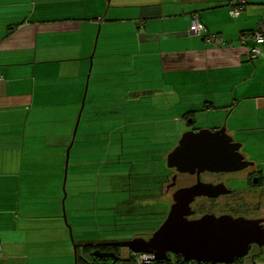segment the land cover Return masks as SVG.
I'll use <instances>...</instances> for the list:
<instances>
[{"label": "crops", "instance_id": "0c3cea01", "mask_svg": "<svg viewBox=\"0 0 264 264\" xmlns=\"http://www.w3.org/2000/svg\"><path fill=\"white\" fill-rule=\"evenodd\" d=\"M231 2L0 0V264H38L35 256L72 264L64 213L72 233L79 230L77 244L98 241L77 215L93 211L84 202L89 196L98 202L103 190V168L100 173L96 169L103 162L104 141L90 140L97 138L87 135L86 125L79 131L86 109L92 112L86 124L98 121L100 103L88 104L86 97L82 109L89 74L110 69L129 80L137 74L155 79L143 91L150 96L165 93L171 83L176 90L184 86L182 102L171 107L185 110L177 122L191 130L181 133L193 131L200 114L214 128L225 117H245L248 113L236 110L248 102L256 104V112L248 114L246 125L231 130L264 123L258 112L264 111V75L256 80L264 72V45L254 59V42L241 41L264 21V0H248L237 16L231 15ZM195 15L206 29L202 34L191 32ZM212 35L222 43L209 42ZM255 84L258 88H250ZM126 172L122 185L132 180ZM92 175H97L92 183L96 192L88 193L85 181ZM152 195L156 199L155 191ZM66 198L72 202L69 209ZM96 224L89 225L92 231Z\"/></svg>", "mask_w": 264, "mask_h": 264}, {"label": "rangeland", "instance_id": "374dc122", "mask_svg": "<svg viewBox=\"0 0 264 264\" xmlns=\"http://www.w3.org/2000/svg\"><path fill=\"white\" fill-rule=\"evenodd\" d=\"M112 11L113 9H110L106 17L111 15ZM104 72L100 76H97V73L94 72L93 75L88 76L89 79L86 78V80L88 79L89 89L88 93H85V96L88 98V104L100 103L96 115L98 121L96 123L92 122L88 126L86 121L91 118L90 113L92 112L86 109L83 115L82 126L79 129L82 132L86 125L88 130L87 135H96L97 138L90 137V140L104 141L105 152L103 153V162L96 169L100 173L101 168H103L100 174L103 190L99 188L101 192L98 194V202H94L95 197L92 198L89 195V198L87 196V202H84V206L86 205V208L91 207L93 211L85 210L77 212V215L83 218L82 221L84 225H87L88 231L96 234V240L112 239L115 240L114 242H119L134 239L133 236H135L137 231L146 230L145 224H156V222L160 221V215L165 216L163 214L168 212V206L163 202L144 203L146 201H139L152 199L154 195L151 196V193L149 195L147 191H143L149 181H151V178L148 179L150 172L161 173L163 171L167 165L166 158L176 148L179 137L181 139L185 133H181V131L191 128L186 123L184 124V122L182 125H179L182 121H179V124L177 122V118H181L185 110L175 111L171 109L176 102H182V94L185 93L184 86L176 90L174 88L175 85L169 80L171 84L167 85L165 93L158 96L144 95L143 91L154 85L157 80L153 79L150 81V79L140 77L138 74L129 80V78L121 75H112L110 69H104ZM261 75L263 76L264 72L259 73L256 80H259L262 77ZM97 77L98 80H96ZM175 81L176 83L178 82L177 79ZM255 87H257L256 84L250 88ZM135 91L136 93H134ZM254 106L256 104L254 105L251 102L242 104L236 110V114L239 113L237 111L240 109L244 110L245 113L249 114L252 112L251 114H254L256 112ZM153 108H156V111ZM258 112L261 116H264V111ZM248 114L242 118H236L234 115L230 119L225 117L222 124L218 127H226L228 130L231 129L232 125L236 127L246 125L247 119L245 118H247ZM200 116L202 117L197 119L199 120L198 127L202 129L216 127L211 124L209 125L205 121L207 118L205 114H200ZM161 117L165 119L161 120L165 123L160 124L159 127L155 126L154 123ZM258 117L259 120L263 119V117ZM87 165H90V163H87ZM123 171L132 174L130 178L133 179L131 180L133 184H121L120 179H122ZM135 174L138 175L136 176ZM95 176L97 175H92V178L90 176L86 177L85 182L88 181L89 185L86 188L88 193L92 191L96 192V189L92 188ZM144 176L146 178H142ZM141 181H147L146 185L141 184ZM68 184H70V180L69 183L67 180L66 187ZM68 190L69 188H66L64 195L67 194L68 196ZM129 199L132 202H124ZM67 200L66 198L65 203L69 209L72 202H68ZM92 215L94 217H91ZM67 221H69L68 216ZM71 222L70 220L69 223H66L64 218V223L69 232L72 264H75V249L69 230ZM93 223H97L94 231L89 227ZM77 233H79V230L75 228L73 237ZM120 251L124 253L125 257L130 254L127 248H120ZM79 253L83 256L82 250ZM33 259L38 264H61L59 260H54L50 256L48 258L35 256Z\"/></svg>", "mask_w": 264, "mask_h": 264}, {"label": "water", "instance_id": "95a60500", "mask_svg": "<svg viewBox=\"0 0 264 264\" xmlns=\"http://www.w3.org/2000/svg\"><path fill=\"white\" fill-rule=\"evenodd\" d=\"M85 98L82 109L85 106ZM80 118L81 116L76 124L67 162L77 135ZM230 141L232 137L226 127L217 131L202 129L199 132H185L176 148L168 155L167 166L190 173L195 170L199 172L236 170L237 168L229 169L236 161L233 159ZM201 189L205 190L203 187L185 190L186 196H195ZM180 196L182 193L177 198L178 202L170 207L163 224L149 239L134 238L119 242L77 244L69 226L75 249V264H78V249L83 246L128 248L135 254L152 255V262L165 261L169 254H174L182 256L185 261L191 263L233 264L236 259L248 254L251 244L264 238V232L261 231L259 224L253 221L226 216L220 218L205 216L198 220H189L187 217L191 215V202H179ZM64 218L67 222L65 213ZM95 255L101 258H117L113 253L95 252Z\"/></svg>", "mask_w": 264, "mask_h": 264}, {"label": "flooded vegetation", "instance_id": "af4514ba", "mask_svg": "<svg viewBox=\"0 0 264 264\" xmlns=\"http://www.w3.org/2000/svg\"><path fill=\"white\" fill-rule=\"evenodd\" d=\"M219 129L221 127L211 128L212 131ZM200 130L198 126L193 129L194 132ZM227 132L232 137L229 144L233 159L236 160L235 164L232 163L229 169H237L233 171L201 172L195 170L190 173L181 172L177 168H169L166 165L160 176L154 181L155 183L144 188L145 191L154 190L157 196L156 199L141 202H163L167 204L168 212L163 214L165 216L160 215V221L156 224H145L146 230L137 231L133 238L149 239L167 218L170 207L178 202L177 198L180 193H182V196L179 197V202H191V215L187 217L189 220H198L205 216H215L217 218L226 216L233 219L257 222L261 231L264 232V123L241 129L238 132L228 129ZM179 141L180 137L176 146ZM131 183L133 184L132 181H130V185ZM140 183L146 185V182L141 181ZM194 187H203L205 190L201 189L195 196L187 197L185 190ZM129 202H132V200H129ZM106 242L111 241L98 240L83 244ZM110 248L115 247H92L94 252H99V254L113 253L117 255L118 253L120 256H124L120 248L117 252L109 250ZM128 251L131 252L129 249ZM97 258L101 259L99 256ZM105 259H113V257ZM188 263L200 264L196 262ZM233 264H264V238H260L257 243L251 244L248 254L236 259Z\"/></svg>", "mask_w": 264, "mask_h": 264}, {"label": "built area", "instance_id": "2783aa9c", "mask_svg": "<svg viewBox=\"0 0 264 264\" xmlns=\"http://www.w3.org/2000/svg\"><path fill=\"white\" fill-rule=\"evenodd\" d=\"M247 3L248 0H232V2L230 3L231 15L237 16L244 9ZM190 29L191 32L196 34H202L204 31H206L205 27L199 22L198 15L194 16ZM249 40H252L255 44L253 47H251L250 57L254 59L258 58L262 53L261 47L264 45V21L260 23L257 30L242 35L241 41L243 43H246ZM208 41L211 43H222V39H219L216 35L210 36ZM152 259V255L137 254V262L139 264H153Z\"/></svg>", "mask_w": 264, "mask_h": 264}, {"label": "trees", "instance_id": "16d2710c", "mask_svg": "<svg viewBox=\"0 0 264 264\" xmlns=\"http://www.w3.org/2000/svg\"><path fill=\"white\" fill-rule=\"evenodd\" d=\"M162 172V171H161ZM160 173H156V172H150L149 174V178L151 181H149L148 185L154 184L155 180L160 176L157 175ZM136 176L138 174H135ZM152 176V177H151ZM142 178H146V176L142 177ZM147 182V181H146ZM145 191V190H143ZM151 190H147V193L150 195ZM156 193V192H155ZM141 202V201H139ZM106 241H115V240H109V239H105ZM89 244V243H86ZM81 250L83 251V256L80 255L79 252H81ZM109 250L112 251H119V248H110ZM117 258H113V259H105V258H101L98 259L97 256L95 255L94 249H92L91 246H83L81 248L78 249V259L77 262L78 264H139L137 262V254L133 253L132 251L130 252V254L128 256H120L117 253ZM153 264H189L188 262H186L182 256L180 255H169L168 259L165 261H160V262H153Z\"/></svg>", "mask_w": 264, "mask_h": 264}]
</instances>
